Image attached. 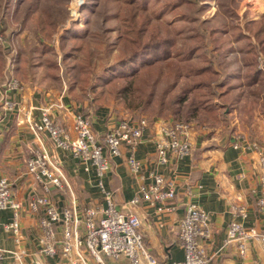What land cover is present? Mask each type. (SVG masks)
Here are the masks:
<instances>
[{"label":"crops","instance_id":"crops-1","mask_svg":"<svg viewBox=\"0 0 264 264\" xmlns=\"http://www.w3.org/2000/svg\"><path fill=\"white\" fill-rule=\"evenodd\" d=\"M20 68L16 73L0 74V179L8 178L11 181L15 198L22 206L18 235L6 228L13 220V211L0 212V249L5 251L2 264H72L61 256L51 258L41 252L39 221L43 213H32L30 203L44 194L43 184L35 181L28 173L27 163L36 153H46L61 165L68 187L52 188L49 195L60 211L73 205L79 212L89 207L103 206L104 197L97 188L94 169L89 173L85 172L72 153L56 148L47 133H35L31 125L41 121L44 109L50 110L51 116L69 131L71 137H74L75 116L79 113L91 117L93 129L99 136H103L107 129L120 120L117 121L104 108L93 109L87 103L77 101L66 83L67 90L61 92L31 88L24 82L30 79L28 67L25 66L23 72L24 67ZM245 70L244 67L242 88H253L262 92L259 89L262 86L260 84L254 87L245 84ZM49 71L53 72L50 69ZM12 80L18 81L17 88L9 87ZM236 91V88L232 89L228 95L235 98L239 94ZM243 92L240 93L242 97ZM5 102L11 103L12 107L6 109ZM218 104L221 105V102ZM221 112L218 107L207 109L208 123H191V154L174 163L172 169L157 164L156 133L153 129L145 132L144 140L136 152L145 175L150 170H157L176 183L177 195L165 205L144 200L132 205L131 201L139 191L141 180L130 172L126 149L122 157L112 160L111 170L105 178L107 189L114 193L119 210L135 213L140 217L145 246L158 261L184 260L185 253L179 243V230L186 206L192 203L211 216L212 236L207 242L209 264H264V245L259 239L254 238L246 243L245 256L240 254L237 243L223 248L227 229L232 221L238 220L244 227L264 235V219L257 206V201L263 195L257 168L258 155L233 146L238 138H244L237 130L241 127L239 117L234 115L237 110H225L223 113L227 124L220 127L218 121ZM260 144L264 146V141ZM161 206L172 210L158 212ZM236 207L246 209V219L235 215ZM61 235L59 228V237ZM81 253V256L74 255L75 264H99L87 251L82 250ZM104 264L130 263L124 257L118 260L105 257Z\"/></svg>","mask_w":264,"mask_h":264},{"label":"rangeland","instance_id":"rangeland-1","mask_svg":"<svg viewBox=\"0 0 264 264\" xmlns=\"http://www.w3.org/2000/svg\"><path fill=\"white\" fill-rule=\"evenodd\" d=\"M130 1L0 0L2 74L16 73L26 66L30 79L24 82L31 88L61 92L66 91L67 86L77 96V101L89 105L98 98L97 88L94 90L93 86L99 75L108 70L114 76L110 68L124 46L120 36L123 23L130 20ZM136 7L146 11L155 23L170 27L176 41L174 56L168 66L163 64L165 74L157 79L148 104L128 109L108 96L109 101L98 102L100 108L107 110L117 121L145 117L202 125L209 121L207 109L218 107L222 111L218 121L220 127L227 124L223 112L237 110L234 115L241 123L237 129L239 135L258 143L264 141V86L259 88L262 95L253 88H242L245 41L240 40V32L247 34L248 24L264 17V0H137ZM34 14L48 15L56 22L52 40L42 37ZM75 37L91 47L97 62L95 67L89 68L92 78L86 87L87 93L79 86V56L69 54L67 61H63L64 53L71 48ZM53 61L59 63V72L51 69L55 74L49 71V63ZM210 65L219 72V82H213L209 87L198 84L206 80L203 77L209 73L199 69ZM110 81L105 88L115 92L121 91L126 83L125 79H116V76ZM220 83L226 88H220ZM235 88V93L239 94L234 98L228 94ZM242 91L243 97L240 96ZM130 92L136 96L139 93L134 88Z\"/></svg>","mask_w":264,"mask_h":264},{"label":"built area","instance_id":"built-area-1","mask_svg":"<svg viewBox=\"0 0 264 264\" xmlns=\"http://www.w3.org/2000/svg\"><path fill=\"white\" fill-rule=\"evenodd\" d=\"M259 67L264 64L259 59ZM9 87L17 88L18 81L12 80ZM6 109L12 107L5 102ZM35 133H47L56 148L72 153L81 163L84 171H95L97 188L104 197L105 204L89 207L79 212L75 205L59 210L50 198L52 188L68 187L67 179L61 165L57 164L46 153H36L27 163L28 173L35 181L43 184L44 194L30 203L32 213L42 211L39 221L41 237L40 249L46 257L61 256L64 260L74 263V255L81 256L82 250L99 264L104 258L118 260L127 258L130 264H209L207 242L212 236V220L209 213L196 204H188L179 230V243L184 250L185 258L178 262H161L155 259L145 246L141 232L142 221L135 213H124L117 208L114 193L107 189L105 178L112 167V160L124 155L127 150V164L133 176L141 180L139 191L131 201L137 205L141 200L165 205L175 199L177 187L175 181L167 178L157 170L144 173L142 163L137 159L136 152L144 140L145 132L153 129L157 140V164L172 169L174 163L191 154V124L187 121L123 119L109 128L103 136L97 135L93 129L90 116L79 113L75 116L73 133L55 120L49 109H44L40 122L31 125ZM2 132L0 128V140ZM233 146L236 149L253 151L258 155L257 168L263 195L257 206L264 219V146L258 142L238 138ZM21 204L16 200L13 184L8 178L0 179V212L13 211L12 222L6 225L7 230L15 235L20 233ZM172 209L161 206L158 212ZM238 218L246 219L247 211L243 207L235 208ZM59 228L62 235L59 237ZM259 239L264 245V235L254 229H248L238 221H232L227 229L223 248L237 243L240 254L246 255V243L251 239ZM222 248V249H223ZM17 256V255H16ZM5 258V251L0 249V264ZM18 258V256H17Z\"/></svg>","mask_w":264,"mask_h":264},{"label":"trees","instance_id":"trees-1","mask_svg":"<svg viewBox=\"0 0 264 264\" xmlns=\"http://www.w3.org/2000/svg\"><path fill=\"white\" fill-rule=\"evenodd\" d=\"M201 1L207 2L210 0ZM136 2L137 0H131L128 4V8L132 11H129L130 17L128 19L130 20L123 23L120 36L124 46L118 51L117 61L110 68V70H113L116 79L117 77L118 79H125L126 83L122 85L121 91H111L106 89L105 85L111 84L110 80L114 76L107 72L108 70L101 73L102 75L100 74L97 80L98 85L93 86L94 90L97 88L96 96L98 98L92 100L89 104L90 108H100L101 105L98 102L109 101L108 96L109 99L114 98L121 106L128 109H131V107L141 108L142 105L148 104L153 97V87L157 79L165 74L163 64L168 66L174 56L176 41L170 27L164 23H155L146 11L136 9ZM34 17L42 37L49 41L52 40V34L54 35L56 32V22L48 18V15L34 14ZM246 31L247 34L240 32V40L245 41L242 48L246 69L245 84L249 87L259 84L264 86V68L259 67V59L264 64V17L248 24ZM64 54V62L67 61L69 54L79 56L77 58L81 65V83H79V86L83 92L87 93L86 87L92 78L89 68L95 67L97 64L93 50L89 45L79 42V39L75 37L72 38L71 48L65 51ZM49 65L50 70L59 72L57 61L50 62ZM24 69L25 67L22 71ZM2 71L3 68L0 66V74H2ZM199 71L204 73L208 71L209 73L203 77L206 80H202L198 84L202 83L209 87L213 82H219V72L214 70L211 65L201 68ZM220 84V88H226L225 84ZM148 87L150 89L146 90ZM132 88L138 90L137 96L130 92ZM74 97L77 99L76 95Z\"/></svg>","mask_w":264,"mask_h":264}]
</instances>
